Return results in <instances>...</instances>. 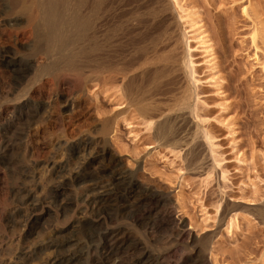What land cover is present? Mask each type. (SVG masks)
I'll use <instances>...</instances> for the list:
<instances>
[{"label":"bare ground","instance_id":"obj_1","mask_svg":"<svg viewBox=\"0 0 264 264\" xmlns=\"http://www.w3.org/2000/svg\"><path fill=\"white\" fill-rule=\"evenodd\" d=\"M248 8L245 14L260 16L259 9L252 8L250 14ZM0 10H4L0 12V264L171 263L177 249L193 237L177 216L170 195L141 185L134 173L123 171L108 151L110 146L101 145L95 136L77 140L73 129H63V137L51 136V132L48 136L40 133L39 139L32 135L48 122L50 111L60 126L63 114L72 113V94L90 80L99 89H117L125 110L132 108L149 126L158 125L156 131L165 134L161 137L177 138L176 127L187 131L193 126L189 139L183 131L184 141L178 129L180 140L171 139L174 149L193 154L213 148L209 132L193 116L197 110L193 111V62L186 51L187 37L174 23L170 0H0ZM257 33H253V43ZM203 36V50L213 55L210 38ZM187 50L190 53L191 47ZM51 93L57 96L52 106L45 102ZM119 115L101 117L102 139ZM177 118L182 123L175 127ZM34 127L37 130L31 133ZM15 146L27 150L28 161L15 159ZM46 146L54 151L42 160ZM91 147L104 150L98 166L73 163L80 150ZM189 164L197 170L192 160ZM117 183L126 184L121 194L116 192ZM106 206L114 213L101 211ZM139 206L146 208L135 223L157 215L158 222H152L156 228L169 221L178 230L174 241H167L170 246L156 249L151 243L153 231H149V243L128 226L132 223L120 221L124 211ZM257 215L264 224V204ZM46 224L49 234L43 231ZM78 225L81 233L76 237ZM211 239H205L204 245Z\"/></svg>","mask_w":264,"mask_h":264},{"label":"rangeland","instance_id":"obj_2","mask_svg":"<svg viewBox=\"0 0 264 264\" xmlns=\"http://www.w3.org/2000/svg\"><path fill=\"white\" fill-rule=\"evenodd\" d=\"M247 7L249 12L252 8L259 9L260 16L245 14L244 9ZM170 8L174 23H178L177 31H180L182 37H187V43L185 39L184 43L193 62L192 71L196 79L193 87L194 106L197 108L193 111L197 110L193 112V116L196 114V123L209 132L213 148H208L212 152L205 149L195 150L192 154L188 153L192 150L187 152L184 149H174L172 142L175 140H171L174 137H169L173 135L161 137L160 134H165L156 131L158 125L155 124L152 129L146 124L147 120L132 108L125 110L126 103L123 104L120 98L122 96L115 92L117 89H111L113 92L110 89H99L90 80H86L81 91L72 94V113L68 111L63 114L64 127L62 124L59 126L50 111L48 122L43 123L39 131L34 127L31 133L37 130L32 133L36 139L51 133V136L63 137V129H73L77 140L95 136L101 141V145L110 146L108 151L115 156L123 171L134 173L132 175L141 185L153 186L157 191L159 189L158 192L170 195V202L176 207L177 216L191 230L193 237L188 245L182 246L181 250L177 249L178 252L171 258L172 264H199L203 260L208 261V264H264V224L260 223L257 215L264 204V0H170ZM2 11L0 10L1 13ZM255 31L258 33L256 42L253 43ZM204 34L210 38L213 55H208L209 52L203 50L206 47L202 41ZM188 46L191 47L190 53ZM160 82L163 83L164 79L157 83ZM48 96L45 100L47 104L52 106L57 103L54 93ZM118 114L122 115L116 118L117 122L113 124L111 132L102 139L99 133L101 117H114ZM173 119L175 121L172 117ZM180 121L172 124L176 127L182 123ZM148 126L155 131L152 132ZM176 128V142L180 138L183 140L185 135L189 139L194 131L193 126L187 127V131H184L186 128L183 130L186 134L181 131L180 125L181 130ZM15 148V152L22 151L11 152L13 156L17 154L15 159H28L27 150L18 146ZM51 148L52 146H46L42 150V160L52 155L54 150ZM99 148L80 150L73 163H90L92 168L98 166L104 151ZM24 152L27 154L25 157L22 156ZM199 159H204L202 164ZM191 160L197 167L196 171H193L194 164H189ZM125 185H115L116 192L123 193ZM143 207L146 208L139 206L134 211H124L120 221L132 223L127 222L143 239L146 237L149 243V231H153L154 241H157H151L152 246L155 245L156 249L159 245V249L162 246L165 248L166 244L174 241L178 230L169 221L164 227L156 228L152 222H158L157 215H152L150 220L141 218V221L135 223ZM107 208L108 206L101 211L111 210L114 213ZM152 224L154 228L151 227ZM46 227L47 224L43 231L49 234L50 230L47 229L50 228ZM79 227L80 225L76 228L78 231L75 230L76 237L81 233ZM209 236L212 238L210 244L204 245V240ZM33 238L36 241L39 236Z\"/></svg>","mask_w":264,"mask_h":264}]
</instances>
